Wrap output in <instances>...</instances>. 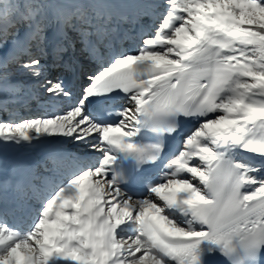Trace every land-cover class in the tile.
<instances>
[{
  "label": "snow or ice",
  "instance_id": "1",
  "mask_svg": "<svg viewBox=\"0 0 264 264\" xmlns=\"http://www.w3.org/2000/svg\"><path fill=\"white\" fill-rule=\"evenodd\" d=\"M0 264H264V0H0Z\"/></svg>",
  "mask_w": 264,
  "mask_h": 264
},
{
  "label": "bare ground",
  "instance_id": "2",
  "mask_svg": "<svg viewBox=\"0 0 264 264\" xmlns=\"http://www.w3.org/2000/svg\"><path fill=\"white\" fill-rule=\"evenodd\" d=\"M17 155H18V153H16L14 150H12V149L8 150V158H14Z\"/></svg>",
  "mask_w": 264,
  "mask_h": 264
}]
</instances>
